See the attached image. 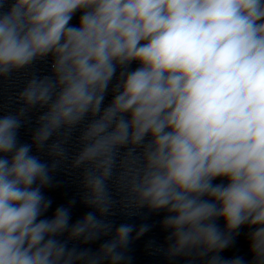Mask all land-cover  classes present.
<instances>
[{
    "label": "clouds",
    "instance_id": "1",
    "mask_svg": "<svg viewBox=\"0 0 264 264\" xmlns=\"http://www.w3.org/2000/svg\"><path fill=\"white\" fill-rule=\"evenodd\" d=\"M18 81L0 264H132L153 225L117 210L163 212L147 247L170 261L264 264V0H0V83ZM59 173L80 218L46 194ZM245 228L251 259L223 256Z\"/></svg>",
    "mask_w": 264,
    "mask_h": 264
}]
</instances>
